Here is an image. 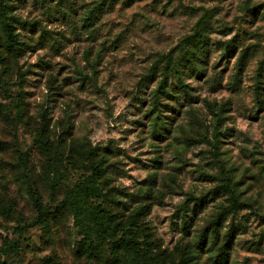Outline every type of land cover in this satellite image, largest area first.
<instances>
[{
    "label": "rangeland",
    "instance_id": "obj_1",
    "mask_svg": "<svg viewBox=\"0 0 264 264\" xmlns=\"http://www.w3.org/2000/svg\"><path fill=\"white\" fill-rule=\"evenodd\" d=\"M56 4L0 0V264H264V0Z\"/></svg>",
    "mask_w": 264,
    "mask_h": 264
},
{
    "label": "trees",
    "instance_id": "obj_2",
    "mask_svg": "<svg viewBox=\"0 0 264 264\" xmlns=\"http://www.w3.org/2000/svg\"><path fill=\"white\" fill-rule=\"evenodd\" d=\"M64 0H57V3L55 8L58 11V5L60 3H62ZM68 2V1H67ZM103 5H99L97 7H95L94 9L91 10L89 17L86 19L85 23H84V28L86 29L89 37H94L95 38V33H96V25L98 24L103 12ZM68 13L67 12H63V17L66 19H69L70 21L72 20V16L71 13L74 11V8L72 7H68L67 8ZM0 12H2V8L0 7ZM48 14L50 16L53 15V13L50 11L48 12ZM75 25V24H74ZM76 28V26H75ZM47 32H44V34L42 35V41L45 40L44 36L46 35ZM47 36V35H46ZM196 38H197V45L194 46L193 49V56L191 57V59L189 61H187L184 65V68H182V72L181 75L182 76H186V73H189L188 77H197V78H207V82L212 84V86H218V80L216 78H208V66H209V59H210V38L208 36L207 33V22L206 21H201L198 26H197V33H196ZM52 48L53 49H60L61 48V44L58 40H54V43L52 44ZM245 63H247L246 59L244 58L242 60V63L240 64L241 69L240 72L237 73L234 82L232 84V91L234 93H238L240 91V73L243 70ZM183 67V66H182ZM185 89H187V93H186V97L190 100H196L197 98H195L190 92H189V88L188 86L185 87ZM218 191V190H217ZM214 192L218 193V192ZM70 206L71 209L76 217V220L78 223H80L81 221H83L84 219V213L82 212V208L80 206V204L78 203V201L75 198V193L74 192H70ZM189 205H186L183 207V209L181 211H178V219H181V213H187L189 212ZM230 213H235L238 210V206L236 205H232L230 208ZM37 211L39 213V216L42 217L43 216V209L42 206L39 204V201L37 202ZM225 214H228L229 212H225ZM178 225V224H177ZM178 227V226H177ZM224 252L226 253L227 251L224 250ZM224 256V255H223Z\"/></svg>",
    "mask_w": 264,
    "mask_h": 264
}]
</instances>
